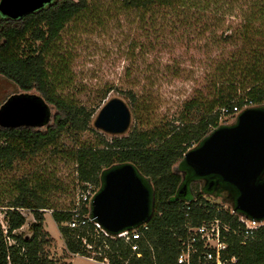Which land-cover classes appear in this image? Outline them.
<instances>
[{
    "label": "trees",
    "instance_id": "obj_1",
    "mask_svg": "<svg viewBox=\"0 0 264 264\" xmlns=\"http://www.w3.org/2000/svg\"><path fill=\"white\" fill-rule=\"evenodd\" d=\"M112 4L114 10L135 15L138 27L152 37L153 48L174 50L184 43L197 52L206 51L204 93L196 91L168 127H134L122 137L95 133V146L79 142L81 134L91 131L95 110L63 96L68 60L56 45L66 26L90 9L89 0H52L17 19L0 14V76L20 94L37 96L48 109V119L41 127H0V209L6 226L5 235L0 227V264H67L64 260L69 255L105 264H176L184 223L198 226L219 216L217 207L229 205L226 196L217 194L211 201L204 197L210 191H201L196 185L183 198L182 186H188L194 175L182 159L193 144L199 145L219 128L221 117L233 114V108L264 109V0H113ZM177 65L167 70L174 78L184 71ZM126 77L131 79L130 72ZM123 95L136 119L139 108L144 107L142 94L131 87ZM64 134L75 138L70 148L60 143ZM48 151L64 154L75 166L74 181L80 188L84 184L101 187L107 170L133 165L153 201L148 231L141 240L131 242L138 245L137 252L121 239L94 235L92 223L69 228L72 208L57 209L48 200L52 189L62 188L53 177L29 173L11 179L8 189L1 188V177L18 162ZM187 206L191 208L189 219L184 217ZM20 209L32 212L30 236L16 233L26 224ZM45 210H52L64 245L61 261L50 260L46 253L54 240L43 230ZM7 238L13 241L11 245ZM235 251L237 264H264V228Z\"/></svg>",
    "mask_w": 264,
    "mask_h": 264
},
{
    "label": "rangeland",
    "instance_id": "obj_2",
    "mask_svg": "<svg viewBox=\"0 0 264 264\" xmlns=\"http://www.w3.org/2000/svg\"><path fill=\"white\" fill-rule=\"evenodd\" d=\"M89 2L90 9L66 26L56 45L60 55H65L68 60L69 78L65 79L62 86L63 96L79 106L95 110L94 116L112 98L123 100L132 113L133 107L123 92L135 87L142 94L144 107L139 108L136 119L132 114L130 130L134 127L142 130L168 127L196 91L204 93L202 77L206 69L208 71L207 52L202 49L197 52L189 48L193 45L187 46L184 43L176 45L174 50L160 46L153 48L152 37L138 27L134 14L114 10L113 0ZM48 60L50 61L49 58ZM177 64L184 71L179 78H174L167 70L178 67ZM129 72L131 79L126 77ZM20 93L22 92L16 86L0 76V104ZM50 110L54 113L53 108ZM236 118L234 114L221 117L219 127L232 126ZM95 133L110 137L96 131L91 124V131L81 134L77 140L87 141L95 146ZM68 136L64 134L60 143L70 148L75 138L71 136L70 139ZM197 146L198 144H193L188 151ZM36 172L62 183L61 189H52L48 195L50 205L57 209L73 208L77 201L78 184L74 181L75 166L64 154L55 155L48 151L30 161L18 162L12 172L1 177V188L8 189L11 179ZM100 188L93 186V194ZM3 194L2 196L8 197ZM204 197L211 201L215 199L212 195ZM2 213L0 209V227L5 225ZM51 213L52 210H45L43 213V230L54 240L46 253L50 260L61 261L65 255L64 245ZM23 214L26 224L16 233L30 236L29 228L34 218L30 211H23ZM71 260L70 264H93L83 260L81 256ZM69 262L66 261L67 264Z\"/></svg>",
    "mask_w": 264,
    "mask_h": 264
},
{
    "label": "water",
    "instance_id": "obj_3",
    "mask_svg": "<svg viewBox=\"0 0 264 264\" xmlns=\"http://www.w3.org/2000/svg\"><path fill=\"white\" fill-rule=\"evenodd\" d=\"M52 0H0V14L21 18ZM48 109L37 96L15 94L0 106V127L38 128ZM92 127L110 137L126 136L132 125L129 106L119 98L108 100L92 119ZM183 163L197 179L215 177L236 191L225 198L234 211L253 220L264 219V109L243 110L230 127L213 130L196 148L183 155ZM215 183H209L214 187ZM216 191V187H215ZM150 190L131 164L107 170L91 203V218L111 235L147 223L152 215Z\"/></svg>",
    "mask_w": 264,
    "mask_h": 264
},
{
    "label": "built area",
    "instance_id": "obj_4",
    "mask_svg": "<svg viewBox=\"0 0 264 264\" xmlns=\"http://www.w3.org/2000/svg\"><path fill=\"white\" fill-rule=\"evenodd\" d=\"M242 111L243 109L233 108V114L236 117ZM82 187L78 186L77 201L70 210L71 220L67 224L68 227L76 229L92 223L94 235L121 239L131 246L132 252H137L138 245L131 242L139 241L144 237L145 232L148 231V222L116 235L109 234L91 218V203L95 196L93 185L84 184ZM190 209V206L186 207L185 219H189ZM23 211L26 210H19L24 216ZM216 212L219 216L204 220L198 226H192L190 222L184 223V237L176 264H237L238 258L235 251L237 247L254 239L258 232L264 228V219L257 221L246 218L229 205L217 207ZM1 229L5 235L6 226L2 225ZM7 243L11 245L13 241L7 238Z\"/></svg>",
    "mask_w": 264,
    "mask_h": 264
},
{
    "label": "flooded vegetation",
    "instance_id": "obj_5",
    "mask_svg": "<svg viewBox=\"0 0 264 264\" xmlns=\"http://www.w3.org/2000/svg\"><path fill=\"white\" fill-rule=\"evenodd\" d=\"M176 171H180L177 168H175ZM182 176H185V173L182 172ZM214 182L215 185L214 187H209V183L210 182ZM196 185L201 191L205 188L207 189V191H210L211 195H223L226 196L227 198L231 199V194L233 192V188L230 186H221V184L218 182L217 178L215 177H207V178H202V179H197L194 177V179L191 180L190 184L187 186L186 184H184L182 186V190L180 191V195L185 198L189 193L192 192V187ZM215 187H216V191H215Z\"/></svg>",
    "mask_w": 264,
    "mask_h": 264
},
{
    "label": "crops",
    "instance_id": "obj_6",
    "mask_svg": "<svg viewBox=\"0 0 264 264\" xmlns=\"http://www.w3.org/2000/svg\"><path fill=\"white\" fill-rule=\"evenodd\" d=\"M76 256H78V255H69V256H68V259L64 260L65 263H66V261H70V262L68 263V264H70V263L72 262L71 259L74 258V257H76ZM82 259L85 260V261H87V262L93 263V264H105V263L97 262V261H94V260H92V259H88V258H85V257H82Z\"/></svg>",
    "mask_w": 264,
    "mask_h": 264
}]
</instances>
